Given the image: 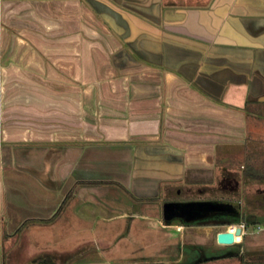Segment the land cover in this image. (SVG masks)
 Returning <instances> with one entry per match:
<instances>
[{
    "label": "crops",
    "instance_id": "obj_1",
    "mask_svg": "<svg viewBox=\"0 0 264 264\" xmlns=\"http://www.w3.org/2000/svg\"><path fill=\"white\" fill-rule=\"evenodd\" d=\"M263 120L264 0H0V264L239 255L164 201L263 222Z\"/></svg>",
    "mask_w": 264,
    "mask_h": 264
},
{
    "label": "rangeland",
    "instance_id": "obj_2",
    "mask_svg": "<svg viewBox=\"0 0 264 264\" xmlns=\"http://www.w3.org/2000/svg\"><path fill=\"white\" fill-rule=\"evenodd\" d=\"M253 123L254 125L257 124V119H254ZM260 124L262 123L260 122ZM256 136H259V138L264 141L263 139L264 137L262 135H256ZM176 196L181 197L180 199H182L183 197L185 199L192 198V197L184 196L180 192H178ZM194 196L199 197L198 195H194ZM209 196H212L211 198L214 197L213 194H210ZM255 227H256V222H252V221L248 222V233H246V235L244 234L245 235L244 240L241 244L242 252H240L239 255H236L232 258L225 257V255H221V256L217 255L216 257H211L208 260L200 261L198 264H264V248L263 250H257L256 247L257 245H264V231L256 232ZM224 228L225 227H218V229H224ZM166 243L164 241V245H167ZM256 243H260V244H256ZM168 249L171 250V248ZM173 250L176 251V248H173ZM175 254L176 253L170 252L168 255H164V260L167 259V264H179V263H173V259H176L177 257V255ZM91 259L93 258H90V260ZM131 263H136V262H131ZM119 264H129V263L121 262Z\"/></svg>",
    "mask_w": 264,
    "mask_h": 264
},
{
    "label": "water",
    "instance_id": "obj_3",
    "mask_svg": "<svg viewBox=\"0 0 264 264\" xmlns=\"http://www.w3.org/2000/svg\"><path fill=\"white\" fill-rule=\"evenodd\" d=\"M171 205H175L178 212L174 215L168 216L167 211ZM233 206L228 203H222L218 200H187L166 202L164 204L165 218H172V216L195 217L204 211L212 210H231ZM242 234L241 226H237L235 232L231 230H221L217 233V241L221 244L235 243L236 236Z\"/></svg>",
    "mask_w": 264,
    "mask_h": 264
},
{
    "label": "flooded vegetation",
    "instance_id": "obj_4",
    "mask_svg": "<svg viewBox=\"0 0 264 264\" xmlns=\"http://www.w3.org/2000/svg\"><path fill=\"white\" fill-rule=\"evenodd\" d=\"M228 179L227 176H224V180L226 181ZM227 182V181H226ZM209 200H218L222 203H227L226 201L222 200V199H209ZM179 200H165L164 204L166 202H176ZM180 201H187V200H180ZM233 208L231 210H210V211H204L200 214H198L195 217H183V216H172L171 219L176 218L177 220L183 221V222H208V221H227L236 217L241 216L240 215V211L239 208L237 207V205H232ZM178 212V209L175 205H171L170 208L167 211V215L171 216L174 215V213ZM164 215H165V211H164ZM221 224H225V223H221ZM68 264V263H67ZM71 264H77V261L71 262ZM85 264V263H83ZM89 264V263H88ZM93 264V263H90Z\"/></svg>",
    "mask_w": 264,
    "mask_h": 264
},
{
    "label": "trees",
    "instance_id": "obj_5",
    "mask_svg": "<svg viewBox=\"0 0 264 264\" xmlns=\"http://www.w3.org/2000/svg\"><path fill=\"white\" fill-rule=\"evenodd\" d=\"M250 169H251L250 170V174H258V173H255V169H253L252 167H250ZM67 201H68V197H66L64 199V201H63L64 204ZM64 204L62 203V205L60 206V208L58 210V214L63 209ZM240 221H241V217L239 216V217H236V218H233V219H230V220H227V221H222V222L221 221H217V222H215V221H208V222L207 221L206 222H186V224H209V223H211V224H221V223L227 224V223H231V222H240ZM129 264H163V263L160 262V261H145V262H136V263H129Z\"/></svg>",
    "mask_w": 264,
    "mask_h": 264
},
{
    "label": "built area",
    "instance_id": "obj_6",
    "mask_svg": "<svg viewBox=\"0 0 264 264\" xmlns=\"http://www.w3.org/2000/svg\"><path fill=\"white\" fill-rule=\"evenodd\" d=\"M237 226H241L242 234H244L248 231V226H247L246 222L230 223L227 225L225 230H231V231L235 232ZM255 231L256 232L264 231V221L256 223Z\"/></svg>",
    "mask_w": 264,
    "mask_h": 264
}]
</instances>
